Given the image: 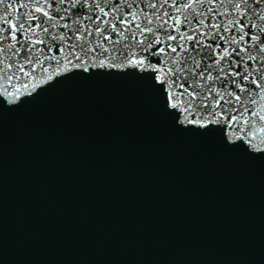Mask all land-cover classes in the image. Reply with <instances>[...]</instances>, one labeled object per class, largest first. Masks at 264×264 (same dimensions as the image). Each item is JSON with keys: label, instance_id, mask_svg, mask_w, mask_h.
<instances>
[{"label": "water", "instance_id": "obj_1", "mask_svg": "<svg viewBox=\"0 0 264 264\" xmlns=\"http://www.w3.org/2000/svg\"><path fill=\"white\" fill-rule=\"evenodd\" d=\"M18 2L0 0V16L6 4L15 8ZM136 6L147 13L153 11L141 0H136ZM208 6L222 13L227 3L198 10L206 11ZM260 7L264 10V5ZM13 8L7 9L13 15L25 11L18 8L14 12ZM157 13L163 16V11L157 9ZM176 15L173 9L171 16ZM231 18L217 15L212 22L227 25ZM103 20L111 22V17L83 21L80 26H86L92 34L77 41L69 33L59 51L50 37L41 34L45 43L36 46L39 51L31 50V64L24 63L26 50H21L20 56L8 49L0 52V99L7 102V94L17 95L15 87L22 89L23 93L17 95L20 98L43 88L23 106L0 107V158L7 164L5 170L0 168V178L3 174L5 180L0 181V264H264V181L262 177L246 181L264 173V159L251 163L246 174L241 173L245 181H221L225 172H212L215 166L208 171L203 168L205 177L213 176L208 181H200L202 172L194 174V181H128L129 175H124V181H107L101 174L94 181H29L30 175L39 171L37 166H52L53 159L69 150L66 139L60 147L55 140L76 129L82 140L91 144L121 147L124 141L134 139L135 145L130 147L141 145L137 156L153 160L155 156V160L161 158L162 146L163 156L175 154L184 145L196 157L192 144L198 143L206 146L213 142L210 147H200V154L209 150V154L222 157L237 149L224 148L219 134L201 136L179 130L135 70L129 67L123 70L125 74L118 67H107L109 62L119 64L125 54L131 56L133 52L127 46L135 41L122 25L117 32L109 28L103 36L96 33V25L102 30L106 27ZM68 23L73 26L71 20ZM53 31L67 33L68 29L58 27ZM76 57H81L94 74H79L77 71L83 69L73 67L80 64ZM160 59L163 63L165 58ZM100 60L105 63L103 68L98 67ZM49 76L53 77L51 81ZM55 80L58 82L48 87ZM180 82L174 92L177 100L187 102L190 97L178 86ZM262 104L259 100L258 105ZM252 110L260 111L258 106H252ZM232 115L236 120L231 125L221 121L229 138L247 129L238 127L251 119L257 126L263 124L249 112ZM123 125L128 127L126 133L120 128ZM150 142L157 144L148 151L145 146ZM22 151L29 152L16 155ZM202 155L206 158L207 153ZM95 163L94 159L87 166ZM240 163L235 164L241 169ZM28 168L35 171L21 180ZM134 171L137 175L139 169Z\"/></svg>", "mask_w": 264, "mask_h": 264}, {"label": "snow or ice", "instance_id": "obj_2", "mask_svg": "<svg viewBox=\"0 0 264 264\" xmlns=\"http://www.w3.org/2000/svg\"><path fill=\"white\" fill-rule=\"evenodd\" d=\"M225 2L227 7L222 13L211 6L206 11L198 10L216 3L223 7ZM141 3L153 11L147 13L143 8H137L136 0L132 3L128 0H19L15 8L11 3L6 4L0 16V52L8 49L12 55L20 56L21 50H26L24 63L31 64V50L39 51L36 46L45 43L41 34L50 37L52 46L59 51L64 41L69 39V33L77 41L92 34L86 26H80L83 21L91 23L111 17V22L102 21L106 25L103 30L96 25L95 32L103 36L109 28L117 32L118 25H122L135 43L127 46L133 52L131 56L125 54L119 64L109 62L107 67H118L125 74L127 71L124 69L131 67L135 70L134 74L158 96L162 112L179 130L201 136L219 134L226 149L243 148L251 156H264V147L251 141L245 147L242 141L236 142L238 137L229 138L221 124L224 121L231 125L236 120L232 115L239 111L236 105L249 112L250 117L256 116L264 121L261 114L264 113V105H258V100L264 101V10L260 7L264 0H190L187 3L180 0H171V3L169 0H141ZM9 8L14 12L18 8L25 11L23 15H13L7 10ZM133 8L136 10L131 11ZM157 9L163 11V16L157 13ZM173 9L179 15L172 17ZM217 15L232 18L227 25L212 22ZM69 20L74 27L70 26ZM156 20L160 21L159 25L155 24ZM58 27L66 28L68 32L54 33ZM80 51H85L83 46H80ZM161 56L165 58L163 63ZM76 59L80 64L73 67L83 69L77 71L79 74H94L81 57ZM84 59H87L86 55ZM104 66V61L100 60L98 67ZM52 79V76L48 77L49 81ZM58 80L49 83L48 87ZM178 81H181L178 86L185 89L190 97L187 102L177 100L174 89ZM42 89L24 98L7 94L10 99L7 102L0 99V107H19L27 100L35 99ZM182 103L185 104L183 108L180 107ZM252 106H258L260 111H253ZM217 124L221 126L217 127ZM260 143L264 145V141Z\"/></svg>", "mask_w": 264, "mask_h": 264}]
</instances>
